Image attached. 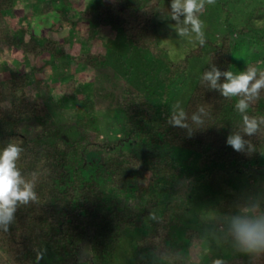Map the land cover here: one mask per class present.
Masks as SVG:
<instances>
[{
	"label": "trees",
	"instance_id": "16d2710c",
	"mask_svg": "<svg viewBox=\"0 0 264 264\" xmlns=\"http://www.w3.org/2000/svg\"><path fill=\"white\" fill-rule=\"evenodd\" d=\"M25 1L0 0V54L15 49L23 62L33 61L36 75L48 67L78 76L81 68L115 72L127 63L116 58L117 50L151 54L167 69L160 104L128 87L116 98L122 133L131 140L127 149L92 144L100 129L90 97L82 101L87 110L77 117L76 134L64 135L61 118L81 86L76 79L62 84L54 109L31 72L0 61V264H35L48 249L76 264H264V242L251 243L264 234V222L253 211L239 212L231 237L240 238L242 248L250 235L251 253H233L231 246L225 259L204 251L212 237L201 219L215 209L227 221L242 200L232 174L264 170V34L258 57L250 60L235 58L231 32L174 60L162 46L158 20L171 0H91L79 13L89 24L85 42L75 36L27 40L13 23ZM74 8L69 0H42L34 16L57 11L75 26ZM102 30L114 37L95 44ZM206 54L187 104L171 108L174 84L192 59ZM42 88L52 94L49 85ZM104 89L100 81L99 93L109 97ZM190 177L193 193L176 197ZM261 210L264 215V202ZM191 247L201 261L191 258Z\"/></svg>",
	"mask_w": 264,
	"mask_h": 264
},
{
	"label": "rangeland",
	"instance_id": "374dc122",
	"mask_svg": "<svg viewBox=\"0 0 264 264\" xmlns=\"http://www.w3.org/2000/svg\"><path fill=\"white\" fill-rule=\"evenodd\" d=\"M40 1L42 0L20 2L16 8L17 17L13 21L14 28L22 30L27 40L32 36H37L40 39L49 37L58 40L75 36L78 42L86 41L89 37V24L80 18L79 13L86 9L91 0H69L75 7L76 15L73 16L76 21L75 26L73 20L67 22L68 24L65 23L66 20L62 22L61 15L57 11L47 15L34 16V5ZM158 20L162 46L169 51L174 60L184 58L191 49L200 43L217 42L227 32L234 34L235 58L250 60L258 57L261 49L259 35L264 34V0H171L170 6L161 10ZM243 28H247V31L239 33ZM112 37H114L112 33L102 30L93 42L95 44L97 42L105 43ZM209 50L207 48L206 52ZM115 56L116 58L118 56V59L126 58L123 62H127L122 63V66L115 72L106 69L83 70L81 68L83 72L79 76L73 74L66 67L63 70L57 67H48L44 69L42 75H36L31 72L33 61L23 62L21 55L15 49L0 54V61H7L18 70L31 72L35 89L49 100V104L53 105L54 109H57L56 100L62 97V84L76 79L81 86L66 108L67 116L61 118L63 122L58 119L62 125L64 123L66 126L64 135L71 137L76 134L77 117L87 110L82 106V101L90 97L94 101L92 106L99 117L98 126L100 129L97 135L92 136V144L117 143L118 148L126 147L128 149L131 148V140L122 133L124 115L117 111L116 98L122 94L124 88L128 87L160 104L164 90L161 75L165 73L167 66L148 53L135 54L131 50L127 56L117 50ZM207 59V54L203 58L192 59L187 75L180 78L173 86L170 95L171 108L182 109L185 107ZM117 62L120 61L117 60ZM103 73L109 74V76H104ZM100 81L105 87L102 92L111 94L109 97L99 93ZM45 85L51 87V95L46 91V88H42ZM33 131L34 128L27 130L28 133ZM232 176L236 179L240 195L238 197H241L242 200L236 202L227 217L228 220L226 218L227 221H225V218L215 209L207 211L201 217L205 222L207 234L212 237L211 242L206 238L204 251H209L211 255L219 259H225L230 255L231 246L235 249L233 253L243 251L251 253L252 251L253 245L249 243L250 235V237L247 236L248 238L245 237L242 248L237 245L241 242L240 238H235L236 240L231 238L232 234L240 227L239 212L246 216L249 211H253L259 217L260 222H264L261 210V204L264 202V170H251L239 175L234 173ZM193 182L191 177L182 180L176 197L193 193ZM231 193L236 195L235 190H231ZM261 236V238L257 236L252 239L251 243L257 245L264 242V234ZM189 254L193 260L201 261L198 258V249L195 247L190 248ZM87 257L86 254L83 259ZM76 262L73 259L58 258L48 249L36 258L35 264H76Z\"/></svg>",
	"mask_w": 264,
	"mask_h": 264
}]
</instances>
